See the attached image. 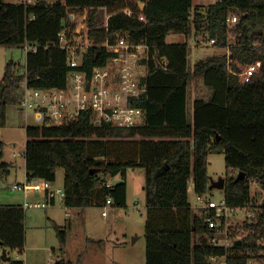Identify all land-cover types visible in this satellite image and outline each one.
<instances>
[{
  "label": "trees",
  "instance_id": "16d2710c",
  "mask_svg": "<svg viewBox=\"0 0 264 264\" xmlns=\"http://www.w3.org/2000/svg\"><path fill=\"white\" fill-rule=\"evenodd\" d=\"M192 8L193 0H39L31 6L0 0V46L23 47L27 42L38 46L36 52L27 53L23 74L13 61L5 68L0 81V127L6 124L7 106L18 103L24 80L31 88L66 86L70 67L59 34L64 28L76 29L72 14L88 12L89 38L96 43L84 54L81 69L85 71L106 63L111 53L102 45L114 44L119 34L128 33L131 42L150 46L148 93L139 102L146 112L142 125L96 127L90 113L83 112L67 125L27 126L25 151L27 180L54 184L57 169L63 168L64 205L82 213L92 206L106 207L108 198L111 205L126 208L127 172L144 169L146 264H210L212 256L225 253L223 247L211 245L206 216L189 202L191 182L201 197L211 191L208 158L213 153L225 155L222 191L228 205L247 207L252 213L246 228L254 233L244 246L258 253L257 243L264 238V202L255 203L251 195L254 183L264 191V0H218L198 5L194 16ZM102 9L109 11L107 25L99 20ZM231 15L238 17L234 25L227 22ZM171 33L195 36L199 44L200 37L214 39L215 46L231 53L200 60L190 70L189 44H169ZM257 62H261L259 70L243 82L241 66ZM194 77L203 78L212 95L195 100L190 119L188 87ZM10 167L0 162V177L8 175ZM239 172L245 175L237 181ZM117 176L124 180L107 187ZM25 220L23 206L0 205L1 249L25 250ZM52 224L63 256L72 222ZM3 261L0 254V264ZM229 261L245 264L247 256ZM80 262L81 257L77 262L61 258L56 264ZM6 264L25 262L10 259Z\"/></svg>",
  "mask_w": 264,
  "mask_h": 264
},
{
  "label": "rangeland",
  "instance_id": "374dc122",
  "mask_svg": "<svg viewBox=\"0 0 264 264\" xmlns=\"http://www.w3.org/2000/svg\"><path fill=\"white\" fill-rule=\"evenodd\" d=\"M218 0H193L192 16L195 15L194 8L199 4L208 6ZM5 2H16V0H5ZM205 11L204 9H202ZM88 18V12H77L72 20L78 28ZM109 18V11L102 9L99 20L103 23ZM168 42L188 43L191 48L188 59V67L193 69L194 65L201 59L211 56L230 54V49L218 47L211 44L209 40L205 43H197L195 36L187 38L183 34L171 33ZM199 42V40H198ZM13 61L17 66L19 74L25 72L27 52L25 48L0 46V78L4 76L5 68ZM243 69L244 66H241ZM212 90L203 83V78L194 77L190 81L188 91L189 117L194 112V101L197 98L209 99ZM197 97V98H196ZM1 102V99H0ZM7 119L5 126L0 127V162L10 164V173L0 177V205L24 206L26 198L29 202L42 203L45 201L43 193H31L28 196L21 190H13L12 187L26 182V158L27 146L26 127L37 125L33 116H26L19 104L7 106ZM208 173L213 181L225 178L227 167L225 155L213 153L208 158ZM57 179L53 184V190L58 192L64 190L65 170L59 168L56 171ZM121 176L111 178L112 184L123 181ZM128 182L127 207L109 205L106 207L92 206L81 213L79 209H67L60 194L56 195V203L47 208L26 209L25 227L27 231V242L23 252L19 250L10 251L9 256L14 260H22L26 264H56L61 258L77 262L81 257L80 264H146V223L147 206L144 192L145 172L142 168L128 170L126 176ZM193 182L190 183L189 202L197 211L201 206L199 195L195 192ZM251 195L257 204L264 202V191L259 184H252ZM223 191L213 189L205 198L219 202L223 198ZM103 212H106L104 215ZM69 213V214H68ZM68 220L72 222L70 241L66 253L62 256L60 243L53 227V222L63 226ZM54 261L51 262L50 260Z\"/></svg>",
  "mask_w": 264,
  "mask_h": 264
},
{
  "label": "built area",
  "instance_id": "2783aa9c",
  "mask_svg": "<svg viewBox=\"0 0 264 264\" xmlns=\"http://www.w3.org/2000/svg\"><path fill=\"white\" fill-rule=\"evenodd\" d=\"M38 1L16 0L26 6L35 5ZM143 6L140 4L141 8ZM72 17L74 14L71 15V20ZM107 21L108 19L104 25H107ZM227 22L234 25L238 22V17L231 15ZM82 24V28L76 26L73 31L64 28L59 34V46L67 52L70 67L66 86L64 88H31L27 80H24L18 100L20 110L26 116H33L38 126L67 125L77 120L83 112L90 113L91 123L96 127L110 124L130 129L142 125L146 112L139 102L148 93L146 79L150 46L145 43L131 42L128 33L119 34L114 44L106 42L102 45L111 53L106 63L95 66L88 72L81 69L84 54L89 48L95 47L96 43L89 38L86 17ZM199 41L206 42L204 37H200ZM209 41L215 44L214 39ZM23 47L27 53L36 52L38 49L33 42H27ZM260 66L261 62L245 66L240 74L241 80L249 82ZM112 185L110 181L106 183L107 187ZM12 189L21 190L27 196L31 193L44 194L45 201L42 203L29 202L26 198L23 206L25 209L47 208L52 203H56L57 193L62 199L65 197L64 190L55 192L52 183L40 179L26 180L23 184L14 185ZM51 199H54V202H51ZM199 199L201 206L198 207L197 212L206 216V223L211 233L209 242L213 246L225 249L223 255L212 256L210 264H234L229 261L231 258L240 259L243 256H247L245 264H264V238L257 243L260 249L258 253L253 247L244 246V240L254 233L253 229L246 228L247 223H252V213L249 212V208L231 207L224 197L219 202L201 196ZM106 203V206L111 205L112 198H108ZM103 214L105 215L106 212ZM237 241H241V245H237Z\"/></svg>",
  "mask_w": 264,
  "mask_h": 264
},
{
  "label": "water",
  "instance_id": "95a60500",
  "mask_svg": "<svg viewBox=\"0 0 264 264\" xmlns=\"http://www.w3.org/2000/svg\"><path fill=\"white\" fill-rule=\"evenodd\" d=\"M244 175L245 174L243 172H239L237 176V181L241 180L244 177ZM224 188H225V178H220L218 181H213L212 179L210 180V187H209L210 190H213V189L224 190ZM241 243H242L241 241L236 242L237 245H241ZM6 255H7V251L4 250L1 256L3 260L9 261L11 258L10 257L6 258Z\"/></svg>",
  "mask_w": 264,
  "mask_h": 264
},
{
  "label": "crops",
  "instance_id": "0c3cea01",
  "mask_svg": "<svg viewBox=\"0 0 264 264\" xmlns=\"http://www.w3.org/2000/svg\"><path fill=\"white\" fill-rule=\"evenodd\" d=\"M199 5H201V4H199ZM169 35H170V34H169ZM169 35H168V36H169ZM167 39H168V37H167ZM167 42H168V41H167ZM168 43H169V44H176V43H177V44H178V43H179V44H184V43H180V42H168ZM201 60H203V59H201ZM199 61H200V60H199ZM194 66H195V65H194ZM203 83H204V82H203ZM189 87H190V84H189ZM189 87H188V91H189ZM196 98H197V97H196ZM209 98H210V97H209ZM195 100H196V99H195ZM194 102H195V101H194ZM187 105H188V104H187ZM193 106H194V105H193ZM189 114H190V109L188 108V116H189ZM192 117H193V115H192ZM189 118H190V117H189ZM190 119H192V118H190ZM131 170H133V169H131ZM26 179H27V177H26ZM111 183H112V182H111ZM127 186H128V182H127ZM128 192H129V188H128ZM83 212H84V211H83ZM81 213H82V212H81ZM68 214H69V213H68ZM69 234H70V233H69ZM69 241H70V235L68 236V245H69ZM4 250H6V249H1V248H0V254H1V255H2V252H3ZM6 251H7V255H8V257H10V256H9L10 251H9V250H6ZM7 255H6V256H7ZM10 258L12 259V257H10ZM3 262H5V264L8 263V261H5V260H4ZM25 264H26V263H25Z\"/></svg>",
  "mask_w": 264,
  "mask_h": 264
}]
</instances>
